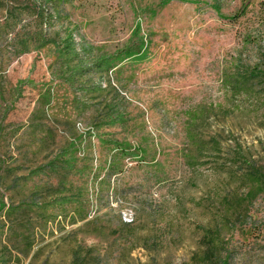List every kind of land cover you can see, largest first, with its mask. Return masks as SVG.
<instances>
[{"label": "rangeland", "instance_id": "obj_1", "mask_svg": "<svg viewBox=\"0 0 264 264\" xmlns=\"http://www.w3.org/2000/svg\"><path fill=\"white\" fill-rule=\"evenodd\" d=\"M20 4L25 6L26 0ZM36 4L47 19L41 32L51 43L43 48L28 43L27 51L14 56L9 43L13 34L0 45L9 59L0 72L4 77L0 126H26L38 106V90L41 94L49 90L44 110L55 132L44 145L43 134L26 139L23 127L11 139L12 149L0 143V172L24 164L8 159L17 155L15 149L25 152L27 147L38 154L29 165L34 171H16L5 185L0 181V264H28L33 253L32 264H68L66 232L76 226L66 224V211L77 205L66 202V189L57 191L54 200L44 196L60 182L66 187V166L56 165V171L46 166L54 158L49 153L67 146L70 137L75 161L87 155L91 160L87 184L82 187L77 177L72 179L89 203L88 220L100 208L99 214L111 211L122 223L123 213L132 214L133 222H144V206L173 204L175 193L185 196L190 191L200 198L205 183L209 190H221L222 184L231 189V198L216 201L214 237L208 241L193 226L206 225L200 212L192 219L176 215L183 224L181 231L164 236L153 251L136 248L126 255L122 240L116 243L120 246L116 253L106 251V240L118 237L111 220L102 242L79 234L86 246L100 243L102 264H264V97L254 105V96L230 85L234 76L244 78L239 76L247 68H264V0H36ZM242 10L243 16L235 19ZM35 16L26 12L22 17L20 25L27 24L23 34L39 33L32 22ZM59 43L72 45L74 53L62 54ZM127 54L131 56L123 58ZM49 68H85L82 86L89 82L105 89L110 84L117 97L112 94L114 99L108 97L106 104L119 102L127 115L126 126L94 131L88 110L73 117L74 98L94 101L84 97L87 89L76 92L70 88L72 80L58 81ZM96 68L113 69L102 76ZM117 143L126 146L128 157L122 160L121 174L106 178L110 149ZM218 143L219 152L212 147ZM42 149L49 155L46 160ZM188 156L195 158L193 163L185 159ZM188 164L196 173L194 189H183ZM216 166H225L226 173L214 174ZM20 176L24 178L13 187ZM35 192L39 193L30 196ZM173 217L169 211L164 219ZM207 246L214 253L205 256Z\"/></svg>", "mask_w": 264, "mask_h": 264}, {"label": "trees", "instance_id": "obj_2", "mask_svg": "<svg viewBox=\"0 0 264 264\" xmlns=\"http://www.w3.org/2000/svg\"><path fill=\"white\" fill-rule=\"evenodd\" d=\"M37 7L36 0H26L25 6L20 4V0H0V45L6 43V40L9 35L13 34L12 39L9 41L11 43V49L13 56L18 51H27L28 43L37 44V48H43L44 46L50 44V40H46V37L41 32L44 21L47 20L42 11ZM29 13L32 15H36L35 19L32 21L35 24L36 31L39 33L35 34V37L30 36L29 34H23L27 24H21L22 17L25 13ZM243 16V10L241 13L236 14L235 19ZM31 22V23H32ZM30 23V24H31ZM24 37V38H23ZM8 46L5 45V48ZM58 47L62 54L69 51L70 53H74V48L72 45L66 46V43H59ZM4 47L2 49H5ZM19 49V50H17ZM11 53V52H10ZM9 55V54H8ZM66 55V54H65ZM5 55L0 50V72L3 73L2 68L5 67L6 62L9 60L4 57ZM64 56V55H62ZM131 56L129 54L123 56V58ZM120 58V60H123ZM52 69V68H49ZM113 68H96V73L101 74L102 76L106 75ZM247 68L244 76L240 75L239 77H244L239 79L237 76H234L231 79L230 85L232 88H235L238 92L244 93L248 96H254V105H260L259 103L264 97V68ZM52 75L56 76L58 81L63 83H70L72 80L70 88L74 89L76 92H82L87 89L84 97L94 101L90 103L87 99L84 98H74L76 101L75 107L77 111L75 112V116L79 115V113L84 114L83 112L89 114V122L92 124V128L94 131L104 127V126H119L125 127L127 124V115L126 113L119 108V102H112L111 104H106V99L108 97L114 99L112 97L115 95L117 97L116 91L108 84L105 89H102L100 85H95L94 83L87 82V86L83 85L86 81L83 80L86 69L85 68H54L52 69ZM0 73V94L4 92L3 83L4 77ZM69 76V79L67 78ZM237 77V78H235ZM261 79L262 82L259 81V84L254 82V80ZM252 79V80H251ZM251 81V82H250ZM253 81V82H252ZM75 84L77 86H75ZM37 96V107L31 113L26 126H19V129L15 125L6 124L0 126V143L5 145V149L9 150L14 147L11 139L15 138L20 129L23 127L22 136L27 137L26 139L32 140L33 136L36 135L37 132L43 134L44 139L41 142L45 145V140L48 137L51 141L53 140L55 128L49 127L48 116L45 113L44 107L49 103L50 94L49 90H45L42 94L40 90H38ZM260 100V101H259ZM122 110V111H121ZM77 114V115H76ZM4 118V117H3ZM3 121V120H2ZM2 123V122H1ZM72 126L70 127V129ZM11 129L10 132H7ZM71 135V134H70ZM25 139V140H26ZM71 142L61 148V150H54L49 155L54 153V158L49 162L46 168H53V171L57 170V166L63 167L66 166V187L63 183H59L56 188H50L51 192L45 194L44 199L54 198L58 195L57 191L63 192L66 189V202H73L77 206L73 210L66 211V217L69 215L68 222H66L69 226H76L74 229L66 232V258H68V264H102L103 256L100 252V243L96 245L86 246L81 241L78 240V235H84L87 237H92L97 239L98 242L102 240V235L108 230H106V225L111 220V225H115L113 233L118 234V237L109 242V239L106 240V251H110L111 254L116 253L115 248L120 246H116L117 241H123L126 246H123V250L126 255H128L132 250L136 248H140L144 251H153L157 250L158 245L164 236H168L171 234H177L181 231L183 224L179 222V218H176V215L181 216L183 219L193 218L196 213L204 214V225H200L198 223L193 222L194 228L202 233V239L208 241L210 238H213L212 234L214 218L213 213L215 210L216 201L226 198H231V189L228 188V184H222L221 190L219 189H210L209 184L205 183L202 195L200 198L193 197L190 191H187V194L183 196L182 193H175L173 204L169 202H161L158 204H153L149 206H144L142 212L147 216V220L142 222L139 220H134L131 224H124L121 222L120 218L116 215H112L111 211H107L103 214L101 213L100 208L96 210L97 214L91 220H88L89 217V203H87L86 199L83 198V193L81 187H78L76 183L73 182V178L77 177L78 181L81 182V186L87 184L89 181V175L91 173V164L88 160L89 155L84 156L80 161H75V153L76 149L74 147V139L71 138ZM82 139V136L79 137V141ZM23 142V141H22ZM102 144V142H100ZM100 144V145H101ZM16 145V144H15ZM218 145V146H217ZM214 150L217 152L221 151V148L218 144L212 145ZM20 149V148H19ZM19 149H15L17 155L14 158L12 156H7L4 153L2 156V163L4 164L8 159H12V162L24 161V164L20 166H16L14 168H3V171L0 172V176L3 177L0 179L3 180L4 185L7 183L8 179H11L16 171H34V169L29 170V165H31L35 159L32 157L37 156L38 154L34 151H31L30 148L27 147L24 149L25 152H20ZM44 154L45 149L42 151ZM229 152V151H228ZM110 162L105 169V177L110 178L111 176L119 175L123 172V164L122 160L128 157L127 148L123 143H117L113 145L112 149H110ZM10 154V153H9ZM217 154V153H216ZM33 155V156H32ZM45 158L48 157V153L45 154ZM219 155V154H217ZM42 159V160H43ZM188 162L193 163L194 157L188 156ZM27 163V164H25ZM52 166H49L51 165ZM57 165V166H56ZM212 168L214 170V174H222L226 173L225 166ZM188 178L183 184L184 188H195V178L196 173L194 171L193 165L188 164ZM1 170V169H0ZM213 175V174H212ZM152 175L153 179H156V182H161V178L155 177ZM24 178V176H20L15 179L13 183V187L19 184V179ZM104 179V178H103ZM17 181V182H16ZM92 181H95L93 178ZM104 181V180H103ZM102 181V182H103ZM105 182V181H104ZM12 188V184L9 189ZM190 190V189H189ZM233 191V190H232ZM39 192H35L30 194V196L34 197V194H38ZM41 194V193H40ZM36 196V195H35ZM45 205L49 203L44 202ZM172 212L175 217L171 218L168 221H165L164 216L167 212ZM192 222V220H191ZM80 224V225H78ZM108 227V226H107ZM112 233V232H111ZM199 233V232H198ZM108 234V233H107ZM113 235V234H108ZM107 236V235H105ZM120 239V240H119ZM102 242V241H101ZM31 247L24 254V257L29 255ZM122 249V248H120ZM203 254L208 256L209 254L214 253V249L209 248L208 246L203 250ZM156 252V251H155ZM35 253L30 257L29 263L32 264ZM105 256V255H104Z\"/></svg>", "mask_w": 264, "mask_h": 264}, {"label": "built area", "instance_id": "obj_3", "mask_svg": "<svg viewBox=\"0 0 264 264\" xmlns=\"http://www.w3.org/2000/svg\"><path fill=\"white\" fill-rule=\"evenodd\" d=\"M121 219L124 224H131L133 223V216L130 213H123Z\"/></svg>", "mask_w": 264, "mask_h": 264}]
</instances>
